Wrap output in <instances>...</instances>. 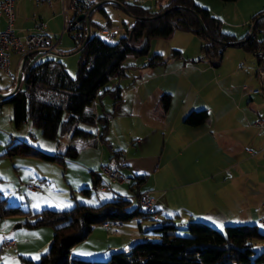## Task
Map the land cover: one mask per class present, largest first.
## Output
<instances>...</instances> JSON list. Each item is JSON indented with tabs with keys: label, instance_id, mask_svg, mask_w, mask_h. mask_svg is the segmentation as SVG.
I'll return each instance as SVG.
<instances>
[{
	"label": "crops",
	"instance_id": "1",
	"mask_svg": "<svg viewBox=\"0 0 264 264\" xmlns=\"http://www.w3.org/2000/svg\"><path fill=\"white\" fill-rule=\"evenodd\" d=\"M27 1H14L15 34L19 37L27 36L34 32L38 23L43 22L46 25L47 36L55 43L63 31L65 22L63 9L68 10V21H72L74 17V13L68 9L72 0H41L39 4H35L32 20L28 19ZM88 1L93 3L92 7L103 2ZM123 1L137 2L157 12L172 0ZM48 2L51 3V7ZM241 2L245 6V14L252 20L255 16L264 14V0H239L238 3ZM192 3L199 6L208 4L205 0H192ZM22 4L25 5L23 8ZM105 6H102L103 10ZM111 7L122 10L116 5ZM95 12L101 13L98 9ZM106 16L104 15L101 25L113 26L112 21ZM6 24V17L2 15L0 30L3 31ZM117 28L123 30L118 36L122 37L125 28ZM92 30L94 32L96 27L93 26ZM69 36L73 43L64 37L56 52L59 47L63 48L61 53L68 55L78 51L77 41ZM184 36L190 40L188 37L194 35L177 32L173 37H178L181 41ZM169 43L170 40L158 41L156 51L160 50L159 46L163 47L164 51H158L161 53L157 55L162 56L165 52L167 54L170 49L178 48L181 42L174 45ZM20 59L21 57L15 54L10 56L9 73L5 75L18 76ZM180 59V55L173 53L164 59L163 63L153 67H148L149 60L133 86L122 90L121 101L117 105H114L113 101L112 112H106L104 108L102 115L89 111L97 116H105L108 119V128L103 138L99 134L100 127H96L93 137L81 139V144L87 148V152L96 162L92 167L94 169L87 170L90 175L87 179L91 186L76 188L79 190L93 188L94 179L91 173L99 171L101 166L108 164L115 153L119 152L125 154V166L121 173L124 177L130 178L132 184L131 186L112 184L111 191H102L97 183V188L91 190H95L92 195L91 192L88 194L90 203L83 204L99 206L121 197L130 200L131 204L135 203L137 207L139 203L136 194L148 191L156 200L158 215L157 220L148 219L154 221L148 224L143 222L145 219L137 218L123 223L119 229L113 226L107 229L102 226L94 227L93 230L107 234L106 247L101 246V250L98 251L101 258L117 252H126L136 243L157 238L153 229L163 223L173 224L181 233H186V226L191 222L203 223L219 231H223L227 226L264 227L260 224L264 203V129L251 125L259 119L264 122V75L260 74L261 91L243 86L253 92L250 93L243 91V87L238 90L231 89L227 86L228 83L223 86L224 77L217 76L216 72L209 68L195 70L200 64H195L194 60L191 61L194 63L193 70L188 71L189 64L182 63ZM175 65L181 67L155 73L158 67L170 69ZM209 65L214 67L210 63ZM208 72L212 74L210 77H206ZM124 77L125 75L121 78ZM14 87L13 83L6 90L0 91V96ZM165 95L170 97L167 109L163 108L161 102ZM198 111H206L208 114L204 124L197 127L186 125L185 117L191 112ZM11 116L13 117V112ZM10 120L13 124L12 119ZM29 125L32 124L27 122L20 128L15 127L17 143H25L30 136L34 138ZM22 129L24 130L21 132ZM117 129L122 136L118 135ZM3 139L0 138V145L4 146L6 141ZM103 146L110 151L108 156H105ZM79 156L80 152L77 158ZM16 157L30 158L19 155ZM85 175L89 177L86 172ZM137 178L142 179L139 185ZM0 197L7 195L2 191ZM3 226L0 228V264H21L22 258L34 261L35 254L46 251L50 245L51 239H48L32 249H25V240L16 233L8 232L5 224ZM5 238L13 240L15 246L4 249Z\"/></svg>",
	"mask_w": 264,
	"mask_h": 264
},
{
	"label": "trees",
	"instance_id": "2",
	"mask_svg": "<svg viewBox=\"0 0 264 264\" xmlns=\"http://www.w3.org/2000/svg\"><path fill=\"white\" fill-rule=\"evenodd\" d=\"M116 1L135 19L134 25L129 29L125 28V34L115 43H106L97 36H92L79 51L81 59L76 79H71L63 65L50 57L40 59L27 71L36 54L25 56L22 79L25 74L26 76L20 89L10 98H3L8 99L7 103L13 108L12 121L16 128L30 122L41 131L45 140L55 141L60 135H68L72 141L91 138L96 133L91 129L100 127L99 134L103 138L108 128V119L105 116L91 114L87 110L101 95H109L114 105L121 101L122 89L119 86L104 90L102 94L101 90L111 80L125 75L126 68L123 64L129 56L147 55L151 39H168L177 32L191 33L204 42L202 46L204 59L214 67L220 66L226 48L225 43H234L236 45L233 47L243 48L258 56L261 52V46L254 36L256 32L264 33V18L255 25L252 35L237 40L221 34L219 21L212 17L207 9L192 3V0H172L157 12L137 2ZM219 1L228 4L238 0ZM97 9L106 15L102 6ZM164 12L166 13L163 16L157 17ZM261 15L255 16L252 22ZM144 35L148 37V44L144 50L137 53L134 50L140 46ZM82 45H78L77 50ZM174 55L179 56L180 53L174 52ZM163 61L162 56L154 55L148 67ZM55 96L61 98L57 101ZM161 102L163 108L167 109L170 97L163 96ZM207 117L206 111L191 112L185 117L184 123L197 127L204 124ZM7 150L6 155L9 157L17 155L33 157L61 165H64L67 159H76L78 155L73 146L67 147L61 155L43 153L26 143H16ZM117 154L115 153V156ZM95 173H91L94 179L92 189L97 188V183L101 184ZM141 183L142 179H138L137 184ZM91 190L88 188L81 191L88 195ZM130 204V200L118 197L97 207L75 205L64 212L43 210L35 214L38 219L34 227H52L53 237L47 252L39 261L22 258L21 264H264V251L255 254L252 248L254 241H264V233L260 232L257 226H227L221 232L196 222L187 224V237L178 235L181 232L173 224L163 223L153 229L155 236L160 240L158 243L141 241L129 252L111 254L106 261H71L72 249L85 241L94 227L109 222L123 224L137 218L151 219L143 213L140 205L129 210ZM20 213H22L20 208L8 206L6 200L0 197V219Z\"/></svg>",
	"mask_w": 264,
	"mask_h": 264
},
{
	"label": "rangeland",
	"instance_id": "3",
	"mask_svg": "<svg viewBox=\"0 0 264 264\" xmlns=\"http://www.w3.org/2000/svg\"><path fill=\"white\" fill-rule=\"evenodd\" d=\"M33 1L28 0L26 6L28 19L31 20V16L34 15V8L36 6L35 1L34 3ZM15 2H17V0H15ZM205 2L208 4H203V6L200 7L207 9L211 16L219 21V31L221 34L231 36L237 40L246 39L251 35V30L253 28L252 18H250L248 14H245V6L242 5V2L238 3L239 0L235 3L228 4H224L219 0H205ZM24 6L25 5L22 4V8ZM152 11L155 12L156 10ZM104 12L107 15L106 17L112 21L113 26L130 28L135 23V19L132 16L126 14L122 10L111 7V5H106L104 7ZM92 21L97 25H101L104 21V15L99 12H95ZM15 27L17 26L15 25ZM66 37V40L72 39L69 35H66ZM119 38L120 37H118L117 40H119ZM188 38H190V40H187L185 36L181 41L178 37L168 39L170 40L169 44L174 45L179 42L181 43L178 48H172L167 54H165L166 52L162 54V56L166 55L163 56L164 59L174 52H179L181 58L180 61L182 63L189 64L187 65L188 71L193 70L194 67L192 66L194 63L191 61L194 60L195 64H200L198 65V68H195V70L209 68L212 72H216L217 76H223V86L228 83L227 86L231 89L238 90L246 85L250 89L261 91L260 74H262V76L264 75V33L256 32L254 36V39L261 46L259 56L251 52H247L243 48L226 47L219 67H210L207 60L204 59V55L202 53V46L204 42L200 38L195 35ZM168 40L151 39L147 55L129 56L123 64L126 68L125 77L111 80L105 88L101 90V94L104 90L114 89L117 86H119L123 91L126 88L133 86L134 82H136L140 76V73L145 70L146 67L144 66L147 65L149 60L154 55H157V53H161L158 51H164L161 46L158 47L160 50L156 51L157 42H168ZM60 51H63L62 47H59L58 52H55L54 55L48 57L60 62L70 78L73 80L76 79L78 64L81 59L80 52L68 55L61 53ZM38 55H41V53ZM177 67L181 66L175 65L171 67L172 69L158 67L156 68L155 73L157 74L166 70H176ZM13 70L14 69H12V72ZM211 75V72H208L206 77H210ZM16 80L17 77H14L12 74L9 76L1 73L0 91L6 90V88L13 83L16 85ZM48 96L51 97L50 94H48ZM54 98H57L58 101L61 97L55 96ZM7 101L8 99L0 98V138L3 137V140L6 141L4 146L0 145V192L3 191L6 193L7 197L2 198L5 200L7 199L8 206L18 207L22 213L16 216L0 219V228L4 227L3 225L5 224L8 228V232L16 233L17 236L25 240V249H32L44 240H52L54 232L53 228L50 226L34 227L38 219L35 214H38L43 210L64 212L72 209L75 205L90 206V204H83L84 202L90 203L91 199H89V196L82 193V191L76 187L91 186L90 182L88 183L87 178H90V175L87 170L94 169L92 167L96 160L90 156L87 152V148L83 147L81 139L71 141L70 136L60 135L55 141H48L42 137L41 131L32 127V125H29V130L34 138H31L30 136L25 142L26 144L49 155H61L66 151L67 147L73 146L78 152H80L79 158L73 160L67 159L65 164L61 165L58 163L46 162L33 157L23 158L6 156V153L8 152L7 149L11 145H15L17 143V140H15L16 128L10 120L12 119L11 115L13 108L7 103ZM103 108L106 112H112L114 109L113 100L109 95L99 96L94 102L92 108L87 110V112L91 110V112H97L102 115ZM23 130L24 129H22L21 132ZM91 131L95 132V129H91ZM117 133L122 136L121 132H118V129ZM107 140L109 141V135ZM102 150L105 152V156L110 154L107 147L103 146ZM85 172L89 177H86ZM29 182L36 183L37 187L39 186L41 188V191L33 192L26 189V185ZM91 189L92 187L90 190ZM94 191L95 190L91 191V195ZM131 205L132 206L129 210L136 208L135 203H132ZM143 222H147L148 224L150 222L153 223L154 221L145 219ZM18 225H20V227L17 228ZM99 226L101 227V225ZM258 229L260 232L264 233V227L258 225ZM106 235L107 234L103 231L93 230L85 241L77 244L73 248L70 257L71 261L108 260L110 256L101 258V255L99 256L98 254V251L101 250L100 247L102 246L105 248L107 245L105 240ZM178 235L187 237L188 233H179ZM51 240L49 243H51ZM149 241L154 243L160 242L158 238H150ZM252 248L255 254L262 253L264 251V241H254ZM129 251L130 250H127L126 252ZM46 252L47 250L42 253L40 252L41 254H35L33 259L36 260H34V262L39 261L40 257Z\"/></svg>",
	"mask_w": 264,
	"mask_h": 264
},
{
	"label": "built area",
	"instance_id": "4",
	"mask_svg": "<svg viewBox=\"0 0 264 264\" xmlns=\"http://www.w3.org/2000/svg\"><path fill=\"white\" fill-rule=\"evenodd\" d=\"M14 1L15 0H4L0 2V17L5 15L6 17V28L3 31H0V71L4 74L9 73L10 68V56L12 54L18 55L21 57L18 64V71L23 70L25 63V56L30 54H36L35 59L28 67L27 71L33 67L40 59L54 55L57 49V46L60 44L61 40L66 37V35H71L78 43L82 45L85 40H89L92 36H97L103 42L106 43H115L118 36L123 31L117 27L105 25H97L91 19L90 10L93 6V3L88 0H72L69 6V10L74 13L72 21H68L67 14L68 10L63 9L62 13L65 19L63 31L61 37L54 43L46 34V25L43 22H40L36 25L33 33L19 37L15 34L13 24H14ZM36 4H39L41 0H34ZM48 5L51 7V3L48 2ZM83 15L84 19L78 21V16ZM89 17L88 26L86 19ZM95 26L96 30L93 32L92 27ZM41 55H38L40 54ZM27 73V72H26ZM26 74L23 76L25 79ZM245 92L253 93L249 91L247 87L242 88ZM14 89H9L6 93L2 94V98L11 97ZM252 126L264 129V122L262 120H256L251 124ZM125 154L119 152L117 156L113 157L110 162L106 165H103L95 175L100 179V189L102 191H111L112 184H120L130 186L132 181L130 178L124 177L121 173V170L125 166ZM26 189L33 192H40L41 189L37 188V184L29 182L26 185ZM138 203L141 210L149 211V217L153 220L158 219L156 212V200L150 195V192L144 191L138 194ZM260 224L264 225V203L262 204V216L260 218ZM103 228L107 229L111 226L119 229L122 226V223L112 222L108 224L101 225ZM15 244L10 238L4 239V249L14 247Z\"/></svg>",
	"mask_w": 264,
	"mask_h": 264
},
{
	"label": "water",
	"instance_id": "5",
	"mask_svg": "<svg viewBox=\"0 0 264 264\" xmlns=\"http://www.w3.org/2000/svg\"><path fill=\"white\" fill-rule=\"evenodd\" d=\"M107 4L116 5V6L120 7V8H121L126 14H128L127 11H126V9H125V7H124L122 4H120L119 2H116V1H114V0H107V1H103V2H101L100 4H98V5L95 6V7H92L91 10H90V15H89V17L94 13V11H95L98 7H100V6H105V5H107ZM165 13H166V12L160 14V15L157 16V17L163 16ZM89 17L86 19L87 26H88V22H89ZM263 18H264V14H262L261 16H259V17L253 22V28H252V30H251V35H252L253 31H254L255 25L258 23L259 20H261V19H263ZM83 19H84V16H83V15H80V16H78V18H77L78 21H82ZM200 24H201L202 29L205 31L204 26H203V23L201 22V20H200ZM87 41H88V40H85V42L83 43L82 47H81L77 52H79V51L85 46V44L87 43ZM148 41H149V40H148L147 35H144L143 40H142V43H141L140 46H139L136 50H134V51L137 52V53H139V52H141L142 50H144V48H145L146 45L148 44ZM224 45H225L226 47H233V46L236 45V44H234V43H225ZM77 52H76V53H77ZM21 84H22V74H21V72H19V74H18V76H17V82H16V85H15V87H14V91H13V93H16V92L20 89ZM0 97H3V96H0ZM8 98H10V97H8Z\"/></svg>",
	"mask_w": 264,
	"mask_h": 264
},
{
	"label": "bare ground",
	"instance_id": "6",
	"mask_svg": "<svg viewBox=\"0 0 264 264\" xmlns=\"http://www.w3.org/2000/svg\"><path fill=\"white\" fill-rule=\"evenodd\" d=\"M132 181V180H131ZM38 189H40L39 187H37ZM143 211V213L145 214V215H147V216H149V211H147V210H142Z\"/></svg>",
	"mask_w": 264,
	"mask_h": 264
}]
</instances>
